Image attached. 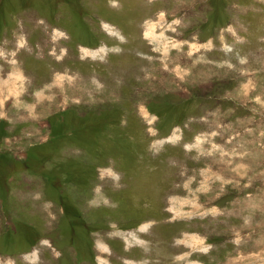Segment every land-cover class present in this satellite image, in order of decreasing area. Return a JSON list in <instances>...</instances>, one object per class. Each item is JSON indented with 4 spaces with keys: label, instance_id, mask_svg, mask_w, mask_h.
Segmentation results:
<instances>
[{
    "label": "rangeland",
    "instance_id": "rangeland-1",
    "mask_svg": "<svg viewBox=\"0 0 264 264\" xmlns=\"http://www.w3.org/2000/svg\"><path fill=\"white\" fill-rule=\"evenodd\" d=\"M0 264H264V0H0Z\"/></svg>",
    "mask_w": 264,
    "mask_h": 264
}]
</instances>
